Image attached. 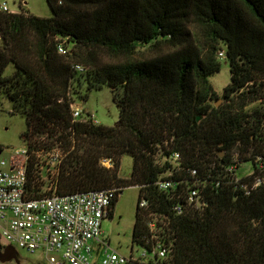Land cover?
I'll list each match as a JSON object with an SVG mask.
<instances>
[{
  "label": "trees",
  "instance_id": "1",
  "mask_svg": "<svg viewBox=\"0 0 264 264\" xmlns=\"http://www.w3.org/2000/svg\"><path fill=\"white\" fill-rule=\"evenodd\" d=\"M47 1L50 17L24 6L0 11V104L6 97L26 117L24 140H62L60 193L118 188L111 217L123 189L139 186L135 241L146 228L142 197L152 210L176 202L156 184L171 164L156 160L180 152L184 168L173 177L183 190L197 170L208 205L171 215L174 251L160 264H264V181L252 188L264 178V0ZM57 36L67 38V54ZM221 51L231 82L218 94L210 77ZM83 83L111 87L116 125L74 120ZM125 154L134 159L127 178L119 174ZM236 156L254 169L239 183L228 171ZM103 157L114 165L102 166Z\"/></svg>",
  "mask_w": 264,
  "mask_h": 264
},
{
  "label": "built area",
  "instance_id": "2",
  "mask_svg": "<svg viewBox=\"0 0 264 264\" xmlns=\"http://www.w3.org/2000/svg\"><path fill=\"white\" fill-rule=\"evenodd\" d=\"M23 6L26 7L25 1L21 8ZM0 11L14 12L6 3L0 5ZM56 40L58 51L67 54V38L57 36ZM219 56L225 57V52L221 51ZM74 68L80 73L88 69L81 63L74 64ZM72 113L75 121L92 119L96 122L94 116L76 102ZM65 158L63 142L57 135L34 134L25 139L23 148L15 151L8 169L3 168L6 160L0 162V234L8 245L19 246L30 253L40 252L45 264H160L174 251L176 234L171 215L204 209L208 205L204 190L208 181L198 178L197 170L192 171L193 182L183 190V181L173 177L175 170L184 168L180 152L156 160L160 165L171 164L156 184L176 202L170 212L152 210L150 199L142 197L139 212L146 228L132 241L130 253L126 255L111 245L102 230L103 220L110 217L118 188L60 193ZM100 164L114 165L113 160L106 157L101 158ZM242 164L236 156L228 166L237 183L254 171L238 177L236 172ZM263 181L264 178L258 177L252 188ZM243 188L250 191L247 183Z\"/></svg>",
  "mask_w": 264,
  "mask_h": 264
},
{
  "label": "rangeland",
  "instance_id": "3",
  "mask_svg": "<svg viewBox=\"0 0 264 264\" xmlns=\"http://www.w3.org/2000/svg\"><path fill=\"white\" fill-rule=\"evenodd\" d=\"M25 1V8L31 13L43 17L53 15L52 9L47 0H0V5L6 3L10 11L20 10L21 4ZM221 70L211 75L210 80L218 94L223 93L224 88L231 82L230 63L221 57ZM15 67L10 64L5 75L13 73ZM84 99H76V104L89 111L94 119L104 125L114 126L120 120V108L113 99L111 87L104 85L102 88L89 90L83 83L79 86ZM11 101L3 97L0 104V162L6 160L7 164L3 167H10L11 159L15 151L25 146L22 137L27 128L26 117L22 114H14L11 111ZM164 160V158H160ZM134 159L131 155L125 154L121 159L119 174L123 178L131 176ZM253 170L251 162H245L239 166L236 175L243 177ZM140 188L137 185L127 186L118 197L114 213L111 217H106L102 223L104 235L109 237L111 245L119 252L129 255L133 241V227L136 220L137 205L139 200ZM0 242L8 245L6 238L0 234ZM11 246V245H8ZM17 253L9 260H1L0 264H45L40 252L30 253L29 251L13 246Z\"/></svg>",
  "mask_w": 264,
  "mask_h": 264
},
{
  "label": "flooded vegetation",
  "instance_id": "4",
  "mask_svg": "<svg viewBox=\"0 0 264 264\" xmlns=\"http://www.w3.org/2000/svg\"><path fill=\"white\" fill-rule=\"evenodd\" d=\"M14 253L12 248H9L8 245H5L0 242V256L1 257H7L11 256Z\"/></svg>",
  "mask_w": 264,
  "mask_h": 264
},
{
  "label": "water",
  "instance_id": "5",
  "mask_svg": "<svg viewBox=\"0 0 264 264\" xmlns=\"http://www.w3.org/2000/svg\"><path fill=\"white\" fill-rule=\"evenodd\" d=\"M9 248H12V250L14 251V253L11 255V256H7V257H1L0 256V259L1 260H9V259H12L13 257H15L16 256V253H17V251H16V249L13 247V246H8Z\"/></svg>",
  "mask_w": 264,
  "mask_h": 264
},
{
  "label": "crops",
  "instance_id": "6",
  "mask_svg": "<svg viewBox=\"0 0 264 264\" xmlns=\"http://www.w3.org/2000/svg\"><path fill=\"white\" fill-rule=\"evenodd\" d=\"M13 11H14V12H18L19 10H18V11H17V10H13Z\"/></svg>",
  "mask_w": 264,
  "mask_h": 264
}]
</instances>
